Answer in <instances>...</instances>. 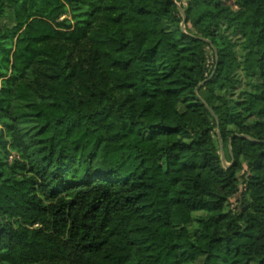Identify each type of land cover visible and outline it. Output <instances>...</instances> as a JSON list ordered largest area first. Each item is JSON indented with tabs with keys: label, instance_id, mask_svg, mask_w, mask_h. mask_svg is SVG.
Instances as JSON below:
<instances>
[{
	"label": "trees",
	"instance_id": "16d2710c",
	"mask_svg": "<svg viewBox=\"0 0 264 264\" xmlns=\"http://www.w3.org/2000/svg\"><path fill=\"white\" fill-rule=\"evenodd\" d=\"M5 16L0 264H264V0H0ZM238 69L253 89L230 104Z\"/></svg>",
	"mask_w": 264,
	"mask_h": 264
},
{
	"label": "rangeland",
	"instance_id": "374dc122",
	"mask_svg": "<svg viewBox=\"0 0 264 264\" xmlns=\"http://www.w3.org/2000/svg\"><path fill=\"white\" fill-rule=\"evenodd\" d=\"M224 1L228 4L232 3V0H224ZM2 23H5L4 25H6L7 27H11L10 18L6 16L0 19V24L2 25ZM181 24H180V28L183 29L181 27ZM223 33L229 36V40L234 46L233 49H234L235 54L238 56L239 59H241L243 53H242V50H240L238 46L239 39L236 36V34L232 30H224ZM209 54L211 55V53ZM211 65H212V59L211 57H209L208 66H209V69L212 71L213 67ZM253 82H254L253 78H250L244 75L243 71L238 69L235 72V83L233 84L231 89L225 92H222V93L220 92L221 98L227 99L230 102V104H233V101L241 98L244 92L251 91L253 89ZM220 153L223 159V163L229 166L230 162L228 160V155L225 152L223 147L220 148ZM0 155H3V151L1 149H0ZM15 155L16 154L14 152H9L7 155V160L11 161L12 159H14ZM3 172H4V177H7V169H5V167L3 168ZM190 229L192 230V232H194L196 229V224L193 223L190 226Z\"/></svg>",
	"mask_w": 264,
	"mask_h": 264
},
{
	"label": "water",
	"instance_id": "95a60500",
	"mask_svg": "<svg viewBox=\"0 0 264 264\" xmlns=\"http://www.w3.org/2000/svg\"><path fill=\"white\" fill-rule=\"evenodd\" d=\"M181 27L184 28V20H183V22H182V24H181ZM222 163H223V159H222ZM223 165H224L225 167H228V166L225 165L224 163H223Z\"/></svg>",
	"mask_w": 264,
	"mask_h": 264
}]
</instances>
